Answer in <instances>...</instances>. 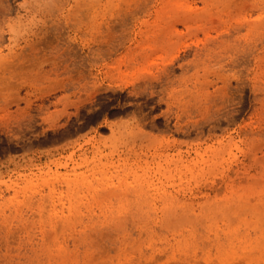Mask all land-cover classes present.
I'll use <instances>...</instances> for the list:
<instances>
[{"label":"rangeland","instance_id":"rangeland-1","mask_svg":"<svg viewBox=\"0 0 264 264\" xmlns=\"http://www.w3.org/2000/svg\"><path fill=\"white\" fill-rule=\"evenodd\" d=\"M0 264H264V0H0Z\"/></svg>","mask_w":264,"mask_h":264}]
</instances>
